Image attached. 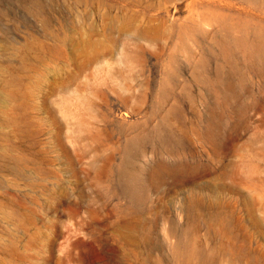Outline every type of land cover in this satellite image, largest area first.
I'll use <instances>...</instances> for the list:
<instances>
[{
    "label": "rangeland",
    "instance_id": "1",
    "mask_svg": "<svg viewBox=\"0 0 264 264\" xmlns=\"http://www.w3.org/2000/svg\"><path fill=\"white\" fill-rule=\"evenodd\" d=\"M27 4L0 0V264H264V0Z\"/></svg>",
    "mask_w": 264,
    "mask_h": 264
},
{
    "label": "bare ground",
    "instance_id": "2",
    "mask_svg": "<svg viewBox=\"0 0 264 264\" xmlns=\"http://www.w3.org/2000/svg\"><path fill=\"white\" fill-rule=\"evenodd\" d=\"M24 1L25 0H23V2ZM28 3H29V5L28 4L27 5L35 10V8L41 4V0H28ZM44 17H45V15H44ZM45 19H47V18L45 17ZM48 20H50V19L48 18ZM48 20H47V22H48ZM43 21H44V19H43ZM43 24H45L44 25L45 28L48 27L47 23L43 22ZM111 26H112V24H111ZM109 28H111V27L109 26ZM120 173H121V176L123 178V180L121 182V186L125 190L126 194L131 198L140 197L142 192H143V189H144L143 167L139 166V165H135V164L132 166H129V164L125 163L121 167ZM182 245L183 244H178V245H175L173 247V252L175 253L174 255L179 256L181 253V260H180L181 264H191L190 262H193V260L195 259L196 252L190 250L188 247H183Z\"/></svg>",
    "mask_w": 264,
    "mask_h": 264
}]
</instances>
